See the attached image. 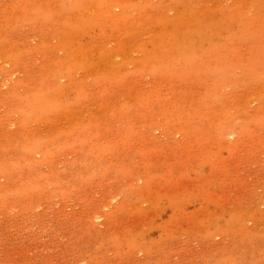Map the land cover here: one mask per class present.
<instances>
[{
    "label": "rangeland",
    "instance_id": "374dc122",
    "mask_svg": "<svg viewBox=\"0 0 264 264\" xmlns=\"http://www.w3.org/2000/svg\"><path fill=\"white\" fill-rule=\"evenodd\" d=\"M0 264H264V0H0Z\"/></svg>",
    "mask_w": 264,
    "mask_h": 264
}]
</instances>
